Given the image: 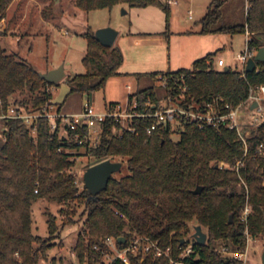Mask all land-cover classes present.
Returning <instances> with one entry per match:
<instances>
[{
	"label": "trees",
	"instance_id": "1",
	"mask_svg": "<svg viewBox=\"0 0 264 264\" xmlns=\"http://www.w3.org/2000/svg\"><path fill=\"white\" fill-rule=\"evenodd\" d=\"M13 1L0 0V19L6 18ZM36 1L45 5L42 14L49 19L57 0ZM73 3L87 13L112 10L119 5L131 9L157 7L166 14L167 28L171 17L168 0ZM196 26L201 35L248 31L249 48L258 51L264 47V0H250L248 9L246 0H213ZM2 36H7V30L0 31ZM85 39L87 48L82 62L86 72L68 77L67 85L69 94L91 98L105 89L111 78L119 76L124 57L116 47H103L91 27ZM217 54L196 60L189 69L135 75L138 86L129 99H137L142 107L149 100L158 104L159 91L165 92L162 84L174 88L175 81L185 76L190 88L183 95L186 102L206 103L220 97L224 103L240 105L248 98L251 86L264 84V63L258 62L256 70L246 72L243 78L239 70L219 69L215 64ZM51 87L57 89L59 84L43 80L30 63L8 53L0 44V115L10 106L31 113L42 111L54 100L53 92L48 91ZM175 94L181 96L182 90L175 88ZM64 103L57 105L59 111ZM120 128L119 123L107 120L99 146L86 153L75 142V132L68 142L59 131H51L46 119L38 121L35 135L23 121H5L0 133V264H40L54 248L60 232L54 215L47 214V238L33 232L32 206L38 200L61 207L62 230L76 224L78 208H84L85 225L74 247L80 264H105L103 242L107 238L129 240L133 236L150 238L163 248L172 247L177 259L184 246L182 240L188 241L192 222L206 231L208 240L201 246L191 236L195 252L185 259L188 264H241L220 250L244 252L246 231L252 239L264 235V148L263 154L258 151L264 144V123L252 129L246 155L235 130L202 129L187 124L179 133L170 126L147 137L142 131L138 136L123 131L119 136ZM83 152L96 164L116 158L126 160L130 174L119 179L112 177L107 188L92 197L85 185L79 189L77 178L71 173L76 157ZM239 160L242 164L237 171L234 167ZM221 163L230 167L220 169ZM199 186L202 192L194 195ZM247 204L251 214L243 223L241 214ZM130 260L131 264H170L168 259L151 254L130 255ZM111 264L124 263L116 260Z\"/></svg>",
	"mask_w": 264,
	"mask_h": 264
},
{
	"label": "rangeland",
	"instance_id": "2",
	"mask_svg": "<svg viewBox=\"0 0 264 264\" xmlns=\"http://www.w3.org/2000/svg\"><path fill=\"white\" fill-rule=\"evenodd\" d=\"M22 1L25 3V6L22 7L23 9L14 10L13 14L15 16H20L21 13L27 15L25 22H21L20 19L17 21L14 17L12 20V26H16L19 22V36H13L10 30L7 36L0 37V44L8 53L16 54L22 60L30 63L39 74L64 67L66 77L63 80L64 82L62 81L63 83L59 84L57 91L54 92L55 98L63 92L61 89L66 91L69 88L65 83L68 77L86 72L82 61L86 55L87 41L85 34L89 27L95 33L99 29L106 27L113 29H119L121 26L122 28H129L131 19H137V16L144 11L139 8H132V12L127 14L126 12L129 8L119 5L112 10L105 9L87 13L76 8L73 0H57L55 1L52 16L49 19H45L42 14L45 8L43 3L36 0H34L35 2L31 0ZM210 1L177 0V5L171 7V18L175 17L173 30H177V28L183 29L184 27L181 26L198 28L196 25L205 16ZM155 10L158 11L157 9ZM159 13L163 15L162 11ZM190 16L193 20H189ZM240 22L242 23L243 19ZM3 25L6 31L9 28L7 19H5ZM234 40V45L232 49H228V54L224 56L225 58L234 57L236 59L239 53L245 51L246 36L244 34H236ZM232 66L234 70H240V63L237 60L233 62ZM136 82L137 80L130 77L114 79L108 86L109 93L115 97L114 99H118L116 102L123 104L130 94L135 93L138 86ZM67 95L63 111L76 113L81 104H83L82 96L77 93H68ZM164 96L165 92L163 90L159 91V97L163 98ZM107 100L105 89L95 92L93 94L94 109L98 112H103ZM256 116L257 113L255 111L243 109L240 118L250 123ZM111 161L122 164L121 170L115 173L113 177L119 179L130 174L126 160L121 161V159L116 158ZM95 164L96 160L89 155H85V152H83V155L76 157V165L71 173L77 178L80 190L84 188L83 176L85 172ZM60 210L61 207L59 205L42 200H38L32 206L33 232L35 235L43 238L49 236L48 213L57 218V224L60 229L59 238L55 240L54 248L48 252L47 259L41 261L40 264H80L75 257L74 247L78 235L85 225V216H82L84 208H78L77 215L74 217L76 224L66 226L63 230L61 227L64 217L60 214ZM196 226L195 222L190 224L191 230L188 237L190 243L193 242L191 236L195 233L194 228ZM203 232L206 233L205 230ZM247 247L249 249L248 264H262L264 235L256 239L251 238L250 242L247 241ZM53 260H55V263Z\"/></svg>",
	"mask_w": 264,
	"mask_h": 264
},
{
	"label": "built area",
	"instance_id": "3",
	"mask_svg": "<svg viewBox=\"0 0 264 264\" xmlns=\"http://www.w3.org/2000/svg\"><path fill=\"white\" fill-rule=\"evenodd\" d=\"M249 1L246 0V9L249 8ZM168 2L170 5L177 4V0H168ZM4 22L5 19L0 20V31L5 30ZM249 41L250 33L247 31L246 49L236 57V60L240 63L239 71L243 78H245L248 61L254 58L258 52L249 48ZM217 66L224 69L223 60H219ZM174 85L175 87L171 88L166 87V84L163 83L162 88L165 89V96L160 99L158 104L149 100L143 107L137 99L130 100L128 96L125 103L107 104L103 112H98L94 109L92 100L87 95H85L81 110L76 113L59 111L58 104L54 101L42 111L35 113L28 112L25 108L10 106L5 114L0 115V133L3 131L5 121L14 119L23 121L32 134L35 135L38 121L46 119L51 131L53 133L59 131L60 135L66 138L68 142L71 141V133L75 132V142L88 153L89 149H95L99 146L103 127L107 120H113L121 125L118 132L119 136H122L123 131L137 136L142 131L147 137H151L155 133L159 134L165 131L170 126L173 131L179 133L183 131L185 125L194 124L202 129L215 127L235 130L243 143L245 155L247 154V144L252 129H256L264 123V84L251 86L248 98L236 107L224 103L220 97L213 98L206 103L186 102L183 95L190 91V88L186 85L185 76L177 79ZM175 88L182 90L181 96L175 94ZM55 90L54 87L48 89L53 93ZM254 103H257L258 106L251 110ZM243 109L257 113L252 122L248 123L240 118ZM263 148L264 144H261L258 149L260 154H263ZM241 164L242 161H237L234 168L239 171ZM229 167L225 163L219 165L220 169H228ZM250 214L251 207L247 204L242 212L241 221L246 223ZM246 236L247 241L250 242L251 238L248 231H246ZM119 244H121L119 239L113 238H107L103 242L104 249L102 252L106 259L105 264H111L116 260L124 264H131L130 255L146 257L150 254L155 258L168 259L170 264H188L185 259L195 252L193 242L190 243L189 241H186L184 246L181 247L182 252L177 259L174 257L172 247L163 248L157 241L147 237L133 236L129 240L126 239V242L121 244L123 248H119ZM248 252V247L244 252H230L227 248L220 250V253L239 261L241 264L249 263Z\"/></svg>",
	"mask_w": 264,
	"mask_h": 264
},
{
	"label": "crops",
	"instance_id": "4",
	"mask_svg": "<svg viewBox=\"0 0 264 264\" xmlns=\"http://www.w3.org/2000/svg\"><path fill=\"white\" fill-rule=\"evenodd\" d=\"M212 1L213 0H211L210 3ZM176 5L177 4H171L170 6L172 7ZM23 6H25V3L22 0H14L9 7L5 18L8 20L9 25V28H7V35L11 30L10 33H12L13 36H19V22L16 26H12L13 17L17 19V21L20 19L21 22H25L27 15L21 13L20 16H15L13 11H18V9L22 10ZM125 8L128 7L125 6ZM139 9L144 10L143 13H140V15L137 16V19H131L129 28H122L121 26V28L115 29L118 31L119 35L114 47L121 51L124 57V62L119 69V76L111 78L106 84L105 94L107 95L108 100L104 105V110L107 104L116 103V101H118V99H114L115 97L109 93L108 86L114 79L130 77L137 80L135 75L138 74H150L155 72L168 73L180 69H189L196 60L216 52H218V54L215 57V64H217L219 60H223L224 69H233L232 65L236 59L234 57L225 58L224 56L228 54V49H232L236 35H201L198 33V28H187V26H181L184 27L183 29L177 28V30H173L175 17H170L169 26L167 28L166 14L162 9L157 7ZM155 9L159 12L162 11L163 15ZM131 10V8L127 9L126 13H131ZM189 20H193V18L190 16ZM244 35L246 36V34ZM44 73H48V71ZM65 83L67 84L66 81ZM61 90L64 93H60L57 98L54 97L53 101L56 104H63L66 100L67 94L70 92L69 88H67L66 91L65 89ZM56 91L57 90L54 92ZM119 97L121 98V96ZM84 99L85 96H82V100ZM91 100L93 104V96L91 97ZM81 108L82 104L77 112H79Z\"/></svg>",
	"mask_w": 264,
	"mask_h": 264
},
{
	"label": "water",
	"instance_id": "5",
	"mask_svg": "<svg viewBox=\"0 0 264 264\" xmlns=\"http://www.w3.org/2000/svg\"><path fill=\"white\" fill-rule=\"evenodd\" d=\"M119 33L117 30L106 27L99 29L95 33V37L98 42L105 48H113L118 37ZM264 63V47L260 48L256 56L248 61L246 72L251 73L256 70L257 63ZM41 78L52 84H60L64 78V67L54 69L48 73L40 74ZM258 106L257 103H254L251 107V110L255 109ZM122 168L121 163L112 162L111 160H106L101 163H98L87 169L83 176L84 185L87 188L88 192L92 197H96L100 192L104 191L107 188V185L113 175L119 172ZM202 192V187H197L194 191V195H198ZM232 222V216L230 217ZM195 233L193 234V239L196 240L199 245L204 246L207 243L208 237L207 234L203 232L201 226H196L194 228ZM121 244L126 242L124 237L119 239ZM186 240H182L181 245L185 244ZM262 264H264V252L262 254Z\"/></svg>",
	"mask_w": 264,
	"mask_h": 264
}]
</instances>
